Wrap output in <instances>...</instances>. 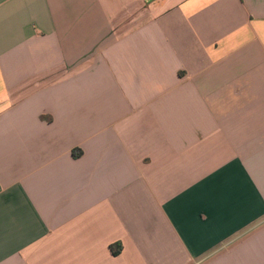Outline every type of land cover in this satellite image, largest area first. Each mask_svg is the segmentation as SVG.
<instances>
[{
	"label": "crops",
	"instance_id": "crops-1",
	"mask_svg": "<svg viewBox=\"0 0 264 264\" xmlns=\"http://www.w3.org/2000/svg\"><path fill=\"white\" fill-rule=\"evenodd\" d=\"M0 264H264V0H0Z\"/></svg>",
	"mask_w": 264,
	"mask_h": 264
},
{
	"label": "trees",
	"instance_id": "trees-1",
	"mask_svg": "<svg viewBox=\"0 0 264 264\" xmlns=\"http://www.w3.org/2000/svg\"><path fill=\"white\" fill-rule=\"evenodd\" d=\"M111 250L114 253V255L118 256L122 252V247L121 245H113L111 246Z\"/></svg>",
	"mask_w": 264,
	"mask_h": 264
}]
</instances>
